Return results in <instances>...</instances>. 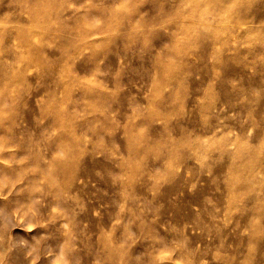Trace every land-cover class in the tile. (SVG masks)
<instances>
[{
	"label": "rangeland",
	"instance_id": "374dc122",
	"mask_svg": "<svg viewBox=\"0 0 264 264\" xmlns=\"http://www.w3.org/2000/svg\"><path fill=\"white\" fill-rule=\"evenodd\" d=\"M129 1L150 50L95 56L120 0H0V264H264V0L177 46L204 62L167 56L181 0Z\"/></svg>",
	"mask_w": 264,
	"mask_h": 264
},
{
	"label": "bare ground",
	"instance_id": "6f19581e",
	"mask_svg": "<svg viewBox=\"0 0 264 264\" xmlns=\"http://www.w3.org/2000/svg\"><path fill=\"white\" fill-rule=\"evenodd\" d=\"M120 1H121V5H123L126 8L129 7V9H127V11H129L127 14V17H128L127 21H121L122 18L121 19L116 18L115 16L117 15V12H116V14H114V9H113V13H112V9L106 8V7L102 8V6L99 8L97 6H95L93 9L87 8V11H85L84 19H83L84 24L80 30V36L82 37L83 41L85 42V46L87 48H89L91 50L92 54L95 56L100 54V53L97 54L96 53L97 51H95V50H98L100 47L102 48V47L110 44V43H107L106 41L102 40L103 35H105V37L109 36L110 39H120L126 44V46H132L133 45L135 47H137V46L142 47L146 51L150 50L149 46L147 44V43H149V42H147L148 35L151 34V32H152L151 29H154L153 27L154 26L156 27V25L160 24V22H162V18L167 16V14L165 12L160 11L159 6L156 3H154V4L149 5L148 10H152V9L157 10L158 18H160V19L157 18V19H154L153 21H148V20L143 19V18L140 19V18H137L135 16V15H137L136 9L133 6L129 5V3H130L129 0H120ZM135 1H139V0H134V2ZM206 1H208V0H181L182 5L180 6V8L183 6V3H186L189 6V11L186 12L184 9L181 8L182 9L181 10L179 8L177 11H175V13L171 14L172 18H175L177 21L174 22V23H176L174 26V33L163 38V39H165L166 42H169L170 48H168V50H167L169 53V54H167V56H169L171 58L172 56L175 57V56L181 55L183 59H185L186 61H189V62L191 60L196 61V62H201V61L204 62L207 59L215 60L217 58L215 53L210 55V53H206L205 51H202L200 53H196V52L194 53L193 51H191L190 53L185 52L184 54H179L182 52V50H180V51L177 50V46H179L185 40H187L189 34L192 35V31L196 30V28H198L200 26H202L204 28H209L212 25L221 24V23H223L229 19L230 15H231L230 13L232 10L230 6L224 5V3L221 0H212L210 2H206ZM94 5H95V3H94ZM96 5H98V4H96ZM139 7H140V5H139ZM115 10H116V8H115ZM123 13L124 12H122L121 14L123 15ZM236 17H238V16L236 15ZM236 17L234 16V18H236ZM96 18H98L99 22L96 21ZM172 18H170V19H172ZM172 23H173V21H172ZM70 29H73V28L71 27ZM70 29L66 30V31H69L70 33H72ZM146 32H149V34H147ZM213 32H215V31L212 30V32H210L208 34H211ZM108 40L109 39H107V41ZM221 43H222V41H221ZM228 44L229 43H227V44L225 43V45H228ZM214 45L216 46V44H214ZM230 45H231V43H230ZM194 51H195V49H194ZM215 51H217V49ZM157 61H161V59L158 58ZM79 69L83 70V64H81L79 66ZM84 91H85L84 92L85 94H87L89 92L85 89H84ZM61 145H63V143H61ZM129 146L130 145H128V147ZM59 166H61L59 163L55 164L56 169H58Z\"/></svg>",
	"mask_w": 264,
	"mask_h": 264
}]
</instances>
